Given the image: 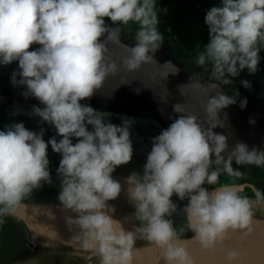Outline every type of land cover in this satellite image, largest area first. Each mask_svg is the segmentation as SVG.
Returning a JSON list of instances; mask_svg holds the SVG:
<instances>
[{
    "label": "clouds",
    "instance_id": "clouds-1",
    "mask_svg": "<svg viewBox=\"0 0 264 264\" xmlns=\"http://www.w3.org/2000/svg\"><path fill=\"white\" fill-rule=\"evenodd\" d=\"M167 11L156 0H0V66L15 62L9 83L37 101L13 105V119L0 128V223L34 189L53 183L50 148L59 156L56 200L73 214L66 222L97 264H133L138 239L156 250L152 264H264V226L257 231L253 214L264 192L253 187V199L241 184L218 182L221 173L242 175L233 162L264 166V147L237 141L229 148L226 136L214 131L224 127L223 109L237 102L246 107L238 89L228 94L222 86L237 83L242 71L255 74L264 59V0H219L205 10L208 38L195 65L207 80L189 77L205 96L202 115L185 102L172 105L176 116L151 137L141 171L124 178L132 208L125 219L135 223L126 230L113 217L109 201L122 184L112 173L132 158L134 121L122 115L113 123L87 100L110 78H118L117 86L130 83L143 66L157 65L154 53L164 42L158 12ZM129 22L137 26L130 45L120 40ZM189 83L178 86L181 96ZM238 83L251 89L249 79ZM18 114L39 127H26ZM46 128L54 132L47 139Z\"/></svg>",
    "mask_w": 264,
    "mask_h": 264
},
{
    "label": "water",
    "instance_id": "water-1",
    "mask_svg": "<svg viewBox=\"0 0 264 264\" xmlns=\"http://www.w3.org/2000/svg\"><path fill=\"white\" fill-rule=\"evenodd\" d=\"M121 43L130 45L134 40L121 34ZM34 47V46H33ZM113 51H118L113 48ZM156 64L143 66L134 75L130 83L119 84L118 78H110L103 87L87 100L94 109L110 113L111 122L119 124L120 116L133 119L130 129L133 154L131 160L118 166L112 173L113 177L121 182L122 192L113 201H109L115 208L113 217L122 222L126 230H131L135 221L125 219L132 211L123 194L124 178L132 171H141L147 152L150 150L151 137L157 135L162 128H166L176 114L172 111L174 103H184L188 111L202 115L200 104L205 100L204 94L195 84L189 83V77L193 80L197 76H189L180 69V63L175 55L171 43L163 42L154 53ZM170 62V64H164ZM16 67L15 62L6 66H0V123L13 119L8 113L13 105L28 108L37 103L35 99L22 97L19 88H14L9 83V75ZM177 72L172 74V71ZM166 75V78L163 77ZM142 82V83H141ZM202 84L205 82L200 81ZM189 83L184 89L185 96H181L178 86ZM144 85V86H143ZM138 89V91H137ZM166 89V90H165ZM223 91V89H221ZM226 92V91H225ZM166 98V103L160 99ZM246 107L241 109L237 104L229 105L221 112L224 119V127H217L215 132L224 134L229 148L237 141L246 143L249 148L264 147V98L246 96ZM226 114V117L224 116ZM171 117V119H170ZM249 118L255 122L249 123ZM16 120H23L25 126L37 129L35 118L26 115H17ZM54 132L45 129L44 137L53 135ZM50 170L53 184L58 186L55 177V167L50 160ZM242 175L230 177L221 173L220 183H238L243 185V191L252 190L255 187L245 179L248 172L255 165H236ZM211 187V186H210ZM256 188V187H255ZM175 199V197H173ZM73 215L63 210L55 198H25L21 201L12 215L3 218L0 223V264H6L20 250H28L33 257H42L43 253L51 250L78 253L88 259L83 264H97V258L79 247L76 239L78 229L74 224L66 222V218ZM257 231L264 226V217H256ZM180 218L174 217V223L180 224ZM187 235V234H185ZM156 250L148 241L138 239L134 244L133 264H152L156 259Z\"/></svg>",
    "mask_w": 264,
    "mask_h": 264
},
{
    "label": "flooded vegetation",
    "instance_id": "flooded-vegetation-1",
    "mask_svg": "<svg viewBox=\"0 0 264 264\" xmlns=\"http://www.w3.org/2000/svg\"><path fill=\"white\" fill-rule=\"evenodd\" d=\"M218 2L219 0H156L157 9L160 6H166L168 9L166 14L158 12L160 20L158 28L163 33L164 39L174 44L175 55L180 63L181 71L189 76H197L204 82L207 80V72L202 67L195 65V57L202 50L203 44L208 38L207 28L203 23L204 12L212 4ZM105 22L110 23L107 20ZM136 27L134 23L129 22L128 25L121 27V34L133 39ZM166 29H170V31ZM260 55L264 57V49L261 50ZM241 78L251 80V89H245L239 85L238 81ZM235 80L237 83L222 86L228 94H231L232 90L236 88L242 98L249 95L258 98L264 97V59L260 61L258 71L255 74L249 75L242 71ZM8 122L0 123V128ZM44 138L47 139V137ZM48 156L52 166L56 167L59 156L52 153L50 148ZM245 179L252 183L256 189L261 190L262 182H264V166L252 170L245 176ZM57 190L56 184H44L42 187L34 189L26 198H54ZM242 194H249L254 197L252 190L242 192ZM24 252L32 257L30 251L24 250ZM6 264L11 263L7 261Z\"/></svg>",
    "mask_w": 264,
    "mask_h": 264
},
{
    "label": "rangeland",
    "instance_id": "rangeland-1",
    "mask_svg": "<svg viewBox=\"0 0 264 264\" xmlns=\"http://www.w3.org/2000/svg\"><path fill=\"white\" fill-rule=\"evenodd\" d=\"M164 41L171 43L166 39H164ZM171 44L174 48V44L173 43H171ZM202 82H204V81H202ZM224 91H226V90H224ZM249 96H251V95H249ZM262 98H264V97H262ZM260 167H262V166H259L256 168H260ZM256 168H254V169H256ZM254 169H252V170H254ZM252 170H250L248 172V174ZM261 188H262L261 191L264 192V182H262ZM247 196L254 199V197L252 195L247 194ZM30 198H33V197H30ZM36 198H39V197H36ZM253 214L256 217H264V203L253 204ZM87 259H88V256H85V258H84L83 255L79 256L78 253H70V252H63V251H57V250L47 251L46 253H43L42 257L38 258V257H33V256L31 257L30 255L25 253L24 250H20L15 255H13L10 259H8L7 261H9V263H11V264H83L87 261Z\"/></svg>",
    "mask_w": 264,
    "mask_h": 264
},
{
    "label": "trees",
    "instance_id": "trees-1",
    "mask_svg": "<svg viewBox=\"0 0 264 264\" xmlns=\"http://www.w3.org/2000/svg\"><path fill=\"white\" fill-rule=\"evenodd\" d=\"M175 51V50H174Z\"/></svg>",
    "mask_w": 264,
    "mask_h": 264
}]
</instances>
